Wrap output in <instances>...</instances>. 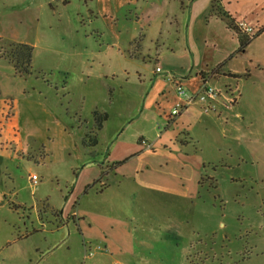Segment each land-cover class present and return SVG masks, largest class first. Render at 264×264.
Instances as JSON below:
<instances>
[{
	"label": "rangeland",
	"instance_id": "374dc122",
	"mask_svg": "<svg viewBox=\"0 0 264 264\" xmlns=\"http://www.w3.org/2000/svg\"><path fill=\"white\" fill-rule=\"evenodd\" d=\"M65 1L0 0V144H4L0 155L7 157H0V164L10 169L11 180L19 188L16 200L36 201L39 213L46 204L54 207L55 217L59 215L57 209L69 208L74 198L81 204L107 202L101 201L104 199L116 205L129 201L127 184L119 190L110 188L119 178L112 177L108 162L99 183L93 182L84 190L86 195L80 191V184L106 161L113 140L133 136L136 141L141 131L149 142H156V134L170 131L166 120L150 104L157 96V86L164 83L159 74L154 75L155 69L168 72L166 59L184 56V50L191 59L188 52L196 54L194 49H198L185 28H180L182 47H178L177 32L167 25L169 22L163 24L160 0H139L130 6L129 0ZM129 7L135 8L132 11L138 22L136 17L129 19ZM185 14L186 21L193 16ZM240 30L244 32L241 27ZM132 42L141 47L144 61L141 57L138 60L143 81L135 74L136 62H129ZM21 43L33 47L30 75L15 73L9 63L11 51ZM41 74L44 80L38 77ZM261 82L247 84L246 117L237 121L240 130L218 141L223 150L231 148V153H217L213 143L201 145L204 154L214 164L222 163V167L209 173L210 178L203 177L196 205L177 203L182 221H186L183 232L192 235L191 243H195L187 250L189 264H264V81ZM164 108L168 112L167 106ZM94 111L107 115L101 130L96 129ZM93 138L95 146L82 147L81 141L91 142ZM83 167L86 170L77 178ZM33 175L36 184L31 181ZM6 185L10 190L7 178ZM31 193L36 194L35 199H30ZM100 203L96 205L101 207ZM72 208L64 217L75 221ZM108 212L121 214L114 206ZM57 226L53 224L54 229ZM70 230L74 253L60 250L48 263L76 264L74 259L82 252L76 250L75 228L70 226ZM9 231L6 226V233ZM198 242H205V246ZM18 257L12 255L6 264H19Z\"/></svg>",
	"mask_w": 264,
	"mask_h": 264
},
{
	"label": "crops",
	"instance_id": "0c3cea01",
	"mask_svg": "<svg viewBox=\"0 0 264 264\" xmlns=\"http://www.w3.org/2000/svg\"><path fill=\"white\" fill-rule=\"evenodd\" d=\"M138 1L129 0V6ZM160 8L165 18L163 24L169 22L167 25L178 34V47H182L180 28L190 32L194 46L198 47L194 49L196 54L188 52L191 59L184 50V56L166 59L168 72L160 67L159 73L154 72L164 83L157 86V96L150 104L159 117L166 120L170 131L156 134V142H149L141 131L136 134V141L132 140L133 136L129 140H113L106 161L98 164L95 173L80 184V191L86 195L85 187L99 178L100 166L127 159L112 171V177L119 179L110 188L115 186L119 190L127 184L129 201L116 205L114 201L110 203L104 199L101 201L107 202L95 200L81 204L74 198L69 208L57 209L59 215L56 217L52 214L55 208H49L47 204L39 213L35 200L21 202L15 199L19 188L11 180L10 169L0 164V264H6L12 255L19 256V264H51L48 259L60 250L73 254L70 226L76 230V250L82 252L74 259L76 264H189L187 250L195 243H191L192 235L183 232L186 221H182L177 203L196 205L202 187L200 181L204 176L210 178L209 173L222 167V163L214 164L204 154L201 145L213 143L217 153L226 156L231 153V148L223 150L224 146L218 141L240 130L237 121L242 122L246 117L244 94L248 91L247 84L255 86L256 82L264 81V31L258 32L264 27V0H160ZM132 10L129 7V19L136 17L138 22L139 18ZM220 11L227 13L238 27L253 29L251 35L248 34L253 38L243 52H237V36L227 28ZM185 12H190L192 18L186 21ZM134 43H131L133 52H129V62H136L135 74L143 81L139 71L142 65L138 60L141 47ZM175 85L185 86L184 90L191 95L199 93L203 86L212 87L217 96L205 103L195 100L187 105L183 102L180 112L172 117L170 112L174 104L183 100L177 95ZM206 105L212 106L213 110L203 113ZM3 148L1 143L0 151ZM0 157L7 158L5 154ZM211 165L218 166L212 169ZM85 170L83 167L77 178H81ZM6 178L11 187L8 191ZM35 198L36 194L31 193L30 199ZM112 206L121 214L109 213ZM70 208L76 216L75 221L64 217ZM159 208L169 210L160 211ZM53 224L59 226L54 229ZM6 226L9 233H6ZM184 241H188L186 247ZM199 244L205 246V242Z\"/></svg>",
	"mask_w": 264,
	"mask_h": 264
},
{
	"label": "trees",
	"instance_id": "16d2710c",
	"mask_svg": "<svg viewBox=\"0 0 264 264\" xmlns=\"http://www.w3.org/2000/svg\"><path fill=\"white\" fill-rule=\"evenodd\" d=\"M219 15L221 16L222 19H224L226 21L227 28L231 29L234 32V34L237 36L238 43H239V48H238L237 52L238 53L243 52V50L246 48V46L249 44V42L251 41V39L253 37L242 32L240 30V27H238L236 24H234L233 20L229 17V15L227 13H223L220 11ZM262 31H264V27H262L258 30V32H262ZM32 54H33V47H31L30 45L21 43V44H18L17 46H15V48L11 51V57L9 60V63L12 64L15 73L20 74V75H30L31 74ZM39 76L41 77V79L44 78L43 74L38 75V77ZM92 116L94 117V120L97 124L96 129L101 130L103 127V122L107 119V115L101 114V113L99 114L98 111H94L92 113ZM81 143L83 145L82 146L83 148H87L88 146H91V147L95 146L97 144V141L95 140V138H93L91 142L83 140V141H81ZM126 160L127 159H123L120 161H114L107 168H108V170L113 171L118 166L123 164ZM104 170L105 169L100 166L99 178L94 181V184L99 183L98 182L99 179H101L102 176L104 175V172H105ZM90 187H92V184L86 186L85 190L89 189Z\"/></svg>",
	"mask_w": 264,
	"mask_h": 264
},
{
	"label": "built area",
	"instance_id": "2783aa9c",
	"mask_svg": "<svg viewBox=\"0 0 264 264\" xmlns=\"http://www.w3.org/2000/svg\"><path fill=\"white\" fill-rule=\"evenodd\" d=\"M241 28H243V31L246 34L251 35V33L253 32L252 28L242 27V26H241ZM155 72L159 73L160 72V68L157 67L155 69ZM175 89H176L177 95L179 97H182L183 100H180V101H178V102H176L174 104V107H173V109L170 112V116H172V117H175L180 112V110L183 107V102L186 103L187 105L192 103V102H194L195 100L205 103L208 99H213V98H215L217 96V92L212 87L203 86L200 89V92L195 94V95H191V94L187 95V92L180 85H176ZM212 108H213L212 106L206 105V106L203 107L202 111H203V113H208V112L213 110ZM142 143L146 144L145 141H142ZM31 181L34 184H36L37 183V178L33 175V176H31Z\"/></svg>",
	"mask_w": 264,
	"mask_h": 264
}]
</instances>
